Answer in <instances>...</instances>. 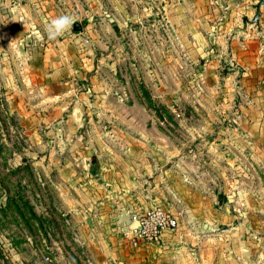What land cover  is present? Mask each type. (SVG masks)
Wrapping results in <instances>:
<instances>
[{"label":"rangeland","instance_id":"rangeland-1","mask_svg":"<svg viewBox=\"0 0 264 264\" xmlns=\"http://www.w3.org/2000/svg\"><path fill=\"white\" fill-rule=\"evenodd\" d=\"M182 1L0 0V264H264V87L175 34ZM62 14L76 22L49 39ZM17 17L38 36L19 39ZM85 146L162 173L152 204L179 224L160 255L118 257L102 221L70 210V164L94 173L100 161ZM166 167L187 182V206ZM117 233L128 253L151 247Z\"/></svg>","mask_w":264,"mask_h":264},{"label":"crops","instance_id":"crops-1","mask_svg":"<svg viewBox=\"0 0 264 264\" xmlns=\"http://www.w3.org/2000/svg\"><path fill=\"white\" fill-rule=\"evenodd\" d=\"M256 2L257 0H183L181 5L178 3L173 5L174 15L169 21L172 26H178L175 34L182 41H188L191 45L193 42L194 46L198 44L200 45L198 48L203 49V53L211 52V55L217 57L216 60L225 61L233 68L231 73L227 72L228 78L229 74L232 75L230 77H235L234 75L238 73L240 76L238 80L243 82L242 85L254 90L257 87H264V3L260 6L258 21L251 22ZM23 4L22 0H14L16 8L24 9ZM178 9L182 11L178 12ZM9 23H14L11 25L15 26L18 24L23 30L19 39L22 36H38L30 28L35 25L32 20L27 23L25 19L17 17ZM208 41L214 44L205 46L204 44ZM252 100L255 101L256 97L251 98L250 102L253 104ZM252 119L254 120V116ZM254 125L258 126L255 121L252 122V127ZM85 147V150L82 149L85 154H96L100 157V161L94 173L88 170L87 159L82 158L75 162L80 164L79 170L70 164L69 168L73 172H69L67 180L76 191L75 196L72 193L68 195L71 203L70 210L79 215L83 214L82 216H86L88 220L90 218L99 220L95 221L96 224L102 221L101 232L107 233L112 240L110 248L117 250L115 255H118L120 251L123 252L118 257L122 258L126 255L127 259L139 260L151 252L153 255H160L159 252L163 246L172 245L175 241L173 239L176 232L166 231L159 243L151 244V247L145 249L146 251L133 253L122 249V241L115 234L121 233L122 229L128 225H135L138 215L144 208L152 203H163L164 199L161 196L164 191H159L162 173L154 175V170L156 171L157 168L148 159L120 158L108 146ZM103 153L104 155H101ZM136 159L140 161H135ZM127 161L132 164L136 162L138 167L127 170L126 168H133L131 165L127 166L130 163ZM174 172V169L166 167L164 170L166 180L170 183L169 186L175 196L180 197L187 206L184 199V196L188 198L190 193L187 182H184L183 178L180 179ZM137 175L138 178H136ZM67 190L64 191V188L59 186L60 195L67 194ZM92 224L90 223L91 229L96 233L97 225L93 228Z\"/></svg>","mask_w":264,"mask_h":264},{"label":"built area","instance_id":"built-area-1","mask_svg":"<svg viewBox=\"0 0 264 264\" xmlns=\"http://www.w3.org/2000/svg\"><path fill=\"white\" fill-rule=\"evenodd\" d=\"M178 224L171 209L151 204L138 215L135 225L122 229L121 236L132 247H146L159 243L163 233L174 230Z\"/></svg>","mask_w":264,"mask_h":264},{"label":"clouds","instance_id":"clouds-1","mask_svg":"<svg viewBox=\"0 0 264 264\" xmlns=\"http://www.w3.org/2000/svg\"><path fill=\"white\" fill-rule=\"evenodd\" d=\"M75 22V18L70 14H62L45 25V32L49 39L54 40L71 30Z\"/></svg>","mask_w":264,"mask_h":264},{"label":"water","instance_id":"water-1","mask_svg":"<svg viewBox=\"0 0 264 264\" xmlns=\"http://www.w3.org/2000/svg\"><path fill=\"white\" fill-rule=\"evenodd\" d=\"M263 3H264V0H257V2L255 3V11H254L252 18L250 19L251 22H257L258 21L260 6Z\"/></svg>","mask_w":264,"mask_h":264}]
</instances>
